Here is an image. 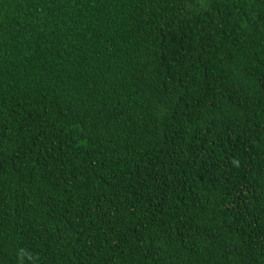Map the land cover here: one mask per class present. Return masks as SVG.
Listing matches in <instances>:
<instances>
[{
	"label": "trees",
	"instance_id": "16d2710c",
	"mask_svg": "<svg viewBox=\"0 0 264 264\" xmlns=\"http://www.w3.org/2000/svg\"><path fill=\"white\" fill-rule=\"evenodd\" d=\"M0 264H264V0H0Z\"/></svg>",
	"mask_w": 264,
	"mask_h": 264
}]
</instances>
